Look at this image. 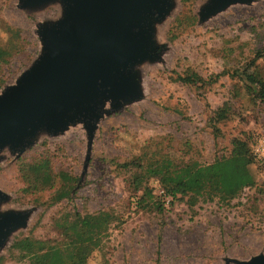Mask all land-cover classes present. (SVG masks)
Returning <instances> with one entry per match:
<instances>
[{
    "label": "rangeland",
    "instance_id": "1",
    "mask_svg": "<svg viewBox=\"0 0 264 264\" xmlns=\"http://www.w3.org/2000/svg\"><path fill=\"white\" fill-rule=\"evenodd\" d=\"M208 1L169 0L165 13L152 17L155 55L131 69L136 97L119 98L117 108L103 102L90 139L83 122H68L54 134L38 130L21 152L0 151V214L26 213L0 244V264H32L19 256L25 239L34 249L72 240L83 254L70 264H226L264 255V159L253 155L254 184L234 199L200 198L192 207L171 201L144 171L134 190L135 170L115 164L160 156L207 164L227 155L234 137L246 139L251 152L264 142V103L252 102L228 75L264 53V0L231 2L200 21ZM20 2L0 0V46L10 51L0 63V92L40 55L39 27L63 17L60 0L34 7ZM255 63L264 76V55ZM189 73L213 81L190 85L176 78ZM219 108L225 116L213 133L207 120ZM24 165L39 190L22 181ZM99 213L106 222L92 219ZM70 224L81 232L72 237Z\"/></svg>",
    "mask_w": 264,
    "mask_h": 264
},
{
    "label": "water",
    "instance_id": "2",
    "mask_svg": "<svg viewBox=\"0 0 264 264\" xmlns=\"http://www.w3.org/2000/svg\"><path fill=\"white\" fill-rule=\"evenodd\" d=\"M48 0H21L19 7ZM63 17L38 34L42 51L16 82L0 92V151L21 152L38 130L52 134L68 122H83L88 138L103 102L136 97L132 66L155 55L150 20L160 17L169 0H60ZM209 0L199 11L204 20L225 4ZM89 144V141H88ZM4 194L0 191V199ZM25 212L0 214V244ZM234 264H264L257 254Z\"/></svg>",
    "mask_w": 264,
    "mask_h": 264
},
{
    "label": "trees",
    "instance_id": "3",
    "mask_svg": "<svg viewBox=\"0 0 264 264\" xmlns=\"http://www.w3.org/2000/svg\"><path fill=\"white\" fill-rule=\"evenodd\" d=\"M194 15H186L187 24H192ZM9 49L0 46V63L5 61L9 55ZM264 53H255L240 69H236L228 75H235L241 82L246 94L252 102L264 103V76L260 72L255 61L263 57ZM220 74H215L214 79ZM177 80L190 85L209 84L213 80L211 78L202 79L195 73H189L184 76H176ZM222 106H225L223 103ZM223 108L211 111L208 117V124L213 133H216L218 128L216 123L224 118ZM231 148L227 155H221L214 158L210 163L199 164L193 162L174 163L167 156H160L152 161L140 163L139 157H133L121 163H115L117 167L123 170L134 169L130 183L134 190H138V185L141 181V171L147 174L148 177H154L163 195L170 200H183L188 207H192L198 199L216 200L220 203H228L234 199L241 191L250 188L254 184V177L250 170V166L256 161V158L251 152V148L246 139L232 138ZM37 162V160H35ZM34 161V162H35ZM33 164V163H32ZM36 165V164H35ZM29 166L24 165L21 169L22 181L32 186V189L39 190L40 188L34 184L28 175ZM104 213H99L92 219L96 223L106 222L107 218ZM67 230L71 231L74 237L82 230L81 225L70 224ZM63 244V246H52L46 248L34 249V242L25 239L26 249L19 252L20 258L29 257L32 264H70L76 263L79 254L72 244ZM14 245V244H13ZM109 264V263H105Z\"/></svg>",
    "mask_w": 264,
    "mask_h": 264
},
{
    "label": "built area",
    "instance_id": "4",
    "mask_svg": "<svg viewBox=\"0 0 264 264\" xmlns=\"http://www.w3.org/2000/svg\"><path fill=\"white\" fill-rule=\"evenodd\" d=\"M254 152L253 155L258 157V158H261V159H264V142L263 141H260L256 146L255 148L253 149Z\"/></svg>",
    "mask_w": 264,
    "mask_h": 264
}]
</instances>
